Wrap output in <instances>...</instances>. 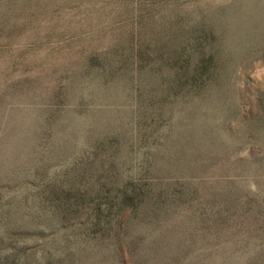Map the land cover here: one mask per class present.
Listing matches in <instances>:
<instances>
[{
    "label": "rangeland",
    "instance_id": "374dc122",
    "mask_svg": "<svg viewBox=\"0 0 264 264\" xmlns=\"http://www.w3.org/2000/svg\"><path fill=\"white\" fill-rule=\"evenodd\" d=\"M0 264H264V0H0Z\"/></svg>",
    "mask_w": 264,
    "mask_h": 264
}]
</instances>
